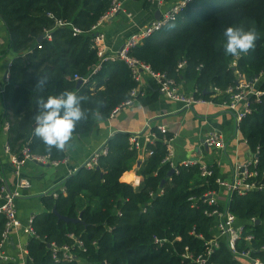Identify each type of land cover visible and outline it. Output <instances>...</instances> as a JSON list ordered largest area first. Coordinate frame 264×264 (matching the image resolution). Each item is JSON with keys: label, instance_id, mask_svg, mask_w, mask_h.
<instances>
[{"label": "trees", "instance_id": "obj_1", "mask_svg": "<svg viewBox=\"0 0 264 264\" xmlns=\"http://www.w3.org/2000/svg\"><path fill=\"white\" fill-rule=\"evenodd\" d=\"M114 1L0 0V19L9 34L8 47L0 57L8 52L14 55L2 95L5 112L0 122L10 124L7 145L17 158L22 159L23 150L28 148L33 157H48L51 163L67 159L65 150L49 153L33 136V117L41 98L65 89L86 97L81 106L87 111V119L77 123L75 136L90 133L99 120L109 119L138 87L132 69L120 59L103 62L100 72L83 82L100 62L94 29L114 7ZM144 3L147 8L152 6L151 1ZM58 21L68 25L59 27ZM71 25L81 33L74 34ZM228 26L255 28L260 33L255 51L246 56H226L223 31ZM48 31L52 41L45 38ZM130 56L178 82L195 81L196 96L209 100L214 88L225 92L236 85L238 69L246 81L264 75V0H195L176 22L132 48ZM235 59L236 70L231 66ZM180 62H186L184 74L177 70ZM43 76L48 82L39 89L36 80ZM150 80L147 95L140 98L142 105L158 98V86ZM259 87L264 92V79ZM221 98L227 100L229 96L223 93ZM252 108L239 128L256 154L257 162L250 170L258 176L250 181L264 184V95L259 102L252 99ZM129 137L114 134L104 145L108 154L99 158L95 169H79L64 182V191L58 190L56 198L45 197L46 212L34 218L35 237L27 244L25 264H186L179 257L185 247L192 253H206L207 243L215 234V221L206 211L213 208L202 201L193 207L190 199L219 190V168L213 166V175L204 177L197 165H179L169 177L171 166L163 162L167 149L158 142L152 146L153 155L139 169L143 180L136 189L131 181L138 154L130 150ZM3 188L0 180V200ZM228 208L245 225L244 236L253 235V256L264 262V192L233 193ZM54 209L62 216H81L83 222L65 223ZM7 221L0 213V244ZM76 240H81L83 247L73 249L72 262L54 260L51 244L70 246ZM244 247V242L239 244L241 250ZM0 264L17 263L0 260ZM210 264L246 263L221 240Z\"/></svg>", "mask_w": 264, "mask_h": 264}, {"label": "crops", "instance_id": "obj_2", "mask_svg": "<svg viewBox=\"0 0 264 264\" xmlns=\"http://www.w3.org/2000/svg\"><path fill=\"white\" fill-rule=\"evenodd\" d=\"M145 1L119 0L122 10L116 15L100 21L94 32L95 34L104 33L106 35L108 56L119 52L130 35L139 32L157 18H161L174 4L181 0H165L163 5L152 2L150 8L145 6ZM185 19L183 18V20ZM8 43L9 34L0 19V52L7 49ZM13 59L12 52L0 57V119L5 112L2 95L4 86L9 82L6 77L9 68L10 78ZM150 81V78L143 74V84L136 88L139 94L132 105L122 108L116 115L113 116L112 114L107 120H99L90 133L73 136L69 146L65 148L67 159L57 165L49 162L41 163L26 160L21 167L20 174L17 175L15 161L20 159L15 153L7 151L8 131L5 130L4 123L0 122V180L4 182L8 192L19 194L15 207L22 224L20 229L10 235L7 245L4 246L6 253L11 256L12 262L24 264L27 244L31 238L25 233V229L31 218L46 212L43 203L45 197L51 196L50 193L54 190L63 191V184L68 177L74 174L76 170L81 169L116 133L130 134V140L134 133L142 132L140 141L143 149L140 151L133 150L130 146V150L136 151L138 154V161L132 172L134 175V180L131 181L133 186H137V184L140 186L143 177L138 175L139 169L151 157L149 152L153 151L152 146L158 142L165 145L167 149V141H170L172 146L171 158L175 165L187 160H199L213 166L216 165L219 168V178L226 182H232L238 167L246 163L252 164L255 156L241 130H238L234 113L222 106L223 102L228 99L223 100L221 95H217L212 98L213 102L205 101L204 103H197L191 108H184L181 103L172 101L159 92L156 101L142 105L140 98L147 95ZM177 83L182 85L186 94L196 92L195 81L183 79ZM160 127H164L166 132L163 133ZM216 132L222 136L224 148L216 149L208 147L204 143L206 136ZM154 135L157 139L151 142ZM139 163L140 165H138ZM169 177L171 176L169 175ZM135 179H138V182H135ZM22 181H28L30 187L21 189ZM134 188L137 189L138 187ZM227 195L226 190L219 193L222 207H225ZM3 202L2 197L0 204ZM191 202L193 204V201ZM213 230L214 236L217 235L218 230L215 222ZM177 240L180 239L177 238ZM186 248L188 247H185L184 251Z\"/></svg>", "mask_w": 264, "mask_h": 264}, {"label": "built area", "instance_id": "obj_3", "mask_svg": "<svg viewBox=\"0 0 264 264\" xmlns=\"http://www.w3.org/2000/svg\"><path fill=\"white\" fill-rule=\"evenodd\" d=\"M149 1L155 2L158 5H163L165 2V0H149ZM194 1L195 0H181L177 2L159 20L153 21L151 24L147 25L139 32L130 35L125 41L121 50L110 56L107 55L108 47L106 45V35L104 33H97L94 37V46L97 48L100 62L91 70V72L86 78H83V82H89L91 79H93L100 72L103 62L107 60H113V61L118 59L125 60L126 63L129 65V67L132 69L134 78L139 83V85L143 84L142 77L143 74H145L147 77L155 81L160 93H162L163 95L166 96V98L172 101L181 103L184 108H191L193 105L197 103H204L205 101L213 102L212 98H215L217 95H221L223 93L229 95L230 98L227 101H224L222 106L225 107V109H228L234 113L238 130H240L239 127L241 122L253 112L252 99H255L257 102H259L260 98L264 95V92H261L260 91L261 89L259 87V84H261L264 79V75L258 76L253 81H246L245 75L238 69L237 70L238 81L236 82V85L233 88H229L225 90V92H223L218 88H214L213 90L214 95L212 96L211 99L206 100L201 97L198 98L196 96L197 91L191 94H186L185 90H183L182 88V85L178 84L177 81L174 78L170 77L167 73L155 72L151 69L149 65L144 64L130 56V51L132 50V48L138 45H142L152 35H154L157 32H160L161 30H163V28H165L169 24L176 22L179 16L181 15V13L183 12V10ZM121 10H122L121 3L119 2V0H115L114 7L104 18L106 19L111 16H114ZM67 25L68 24L66 23L58 21L59 27H64ZM71 28L74 34L81 33V31L78 28L74 27L73 25H71ZM45 38L49 41H52L53 36L51 31L46 32ZM231 66L234 70H236V68L238 67V63L236 59L233 60ZM185 68H186V62H180L177 70L181 72ZM6 78L9 79V68ZM138 94L139 92L136 89H134L131 92V97L121 106H119L114 110L113 116L116 115L122 108L132 105L133 101L138 96ZM4 128L6 131H8L10 128V124L5 123ZM160 130L163 133L166 132V129L164 127H160ZM141 135L142 132H139V133H134L131 136L130 146L133 150L140 151L143 149L142 143L140 141ZM156 139L157 137L154 135L153 139H151V142H154V140ZM167 142H168L167 144L168 155L163 161L165 164H169L175 170H177L179 165H185V166L197 165L200 167L202 176L209 177L213 175L214 173V170L212 168L213 165L200 162L199 160H187L179 165H175L172 162V158H171L172 146L170 144V141ZM204 143L208 147H213L216 149H221L225 147L222 136L217 132L206 136V138L204 139ZM7 151H9L8 146H7ZM153 152L154 151L149 152L150 156L153 155ZM107 154H108L107 148L103 146L90 158L88 162H86V164L83 167L88 170L95 169L99 164V158L101 156H106ZM254 156L255 159L253 160L251 165H254L257 162L256 154H254ZM26 160L38 161L41 163L49 162L50 164L53 165L58 164L55 162L51 163L48 157H43V158L33 157L32 155H30L29 149L25 148L23 150V158L15 161L17 175L20 174L21 167L23 166ZM251 165L246 163L238 167L232 182H226L218 177L217 178V184L219 186L218 191L208 193L200 198H196V197L191 198V201H193V206H197L199 202L202 201L203 203H206L213 208L212 211H206V214L214 219L218 230V234L215 235L214 238L207 243V245H209V249L204 254L192 253L188 248H186L184 253L179 255L182 262L186 264H210L212 254L219 249L221 240H224L226 241L232 253L238 258H240L242 261H244L246 264H264V262L260 258L253 256V252H254L252 245L253 235L244 236L245 225L242 224L241 222L239 223L237 217L234 214H232L228 208L229 201L232 198L233 193L246 195L248 194V192L251 191L264 192L263 183H260L258 181H254V182L250 181L252 177L258 176L257 173L251 172L250 170ZM138 186L139 184L133 187H138ZM29 187L30 184L28 181H22L21 189L23 188L26 189ZM224 190L227 191L228 195L225 198V207H222L219 200V193L223 192ZM50 195L56 198L58 196V193L57 191L54 190L52 193H50ZM18 196L19 194L17 192H8L4 186L3 188L4 202L0 204V213L5 214L8 221L3 234L4 240L2 244H0V260L2 262L12 261L11 256H9L6 253L4 246L7 245L10 235L14 231L22 227V224L17 216V211L15 207V202ZM254 222L256 221L254 220ZM33 223H34V218H31L29 220V224L25 229V233L30 237H35V232L32 226ZM242 242L245 243V247L241 250L239 248V244ZM156 243L163 245L164 241L156 240ZM75 247L82 248L83 242L81 240H76L75 244L70 246L69 245L58 246L55 243L50 245V248L52 249L53 258L57 262L61 260L72 262L74 260L73 249Z\"/></svg>", "mask_w": 264, "mask_h": 264}, {"label": "clouds", "instance_id": "obj_4", "mask_svg": "<svg viewBox=\"0 0 264 264\" xmlns=\"http://www.w3.org/2000/svg\"><path fill=\"white\" fill-rule=\"evenodd\" d=\"M223 36L224 54L232 57L246 56L255 51L260 39V33L255 28L246 30L241 26L226 27ZM47 82L46 76L38 77L36 87L43 89ZM85 99L83 95L68 89L49 95L46 99L41 98L39 110L33 117V136L45 145L46 151H63L69 146L77 123L87 119V111L81 106Z\"/></svg>", "mask_w": 264, "mask_h": 264}, {"label": "water", "instance_id": "obj_5", "mask_svg": "<svg viewBox=\"0 0 264 264\" xmlns=\"http://www.w3.org/2000/svg\"><path fill=\"white\" fill-rule=\"evenodd\" d=\"M159 19H160V18H157V20H159ZM41 39H42V38H41ZM41 39H40V40H41ZM81 84H82V81H79V82H78V86H80ZM138 165H140V163H139ZM82 168H83V167H82ZM82 168H81V169H82ZM77 171H78V170H77ZM174 173H175V169H172V170L170 171L169 175L172 176ZM53 213L56 214V215L58 216L59 220H62V221H64L65 223H73V224H77V223H82V222H83L81 216H79L77 219H75V218H70V217H67V216H62V215L58 214V212H57L55 209L53 210ZM256 223L259 224L260 221L257 220ZM49 247H50V246H49Z\"/></svg>", "mask_w": 264, "mask_h": 264}, {"label": "bare ground", "instance_id": "obj_6", "mask_svg": "<svg viewBox=\"0 0 264 264\" xmlns=\"http://www.w3.org/2000/svg\"><path fill=\"white\" fill-rule=\"evenodd\" d=\"M261 91V90H260ZM261 92H263V91H261ZM135 182H138V179H135Z\"/></svg>", "mask_w": 264, "mask_h": 264}]
</instances>
